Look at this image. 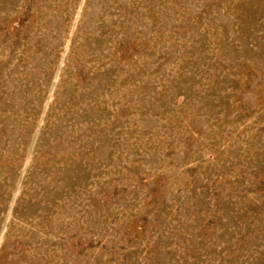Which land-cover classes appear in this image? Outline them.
I'll list each match as a JSON object with an SVG mask.
<instances>
[{
	"label": "rangeland",
	"instance_id": "374dc122",
	"mask_svg": "<svg viewBox=\"0 0 264 264\" xmlns=\"http://www.w3.org/2000/svg\"><path fill=\"white\" fill-rule=\"evenodd\" d=\"M0 264H264V0H0Z\"/></svg>",
	"mask_w": 264,
	"mask_h": 264
}]
</instances>
